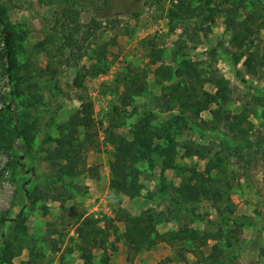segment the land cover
Here are the masks:
<instances>
[{
	"label": "rangeland",
	"instance_id": "374dc122",
	"mask_svg": "<svg viewBox=\"0 0 264 264\" xmlns=\"http://www.w3.org/2000/svg\"><path fill=\"white\" fill-rule=\"evenodd\" d=\"M178 1L197 10L171 30ZM118 2L0 0L14 65L9 80L0 25V264H264V0ZM69 14L94 29L76 63ZM186 62L221 93L208 110L161 94L156 69L167 85ZM136 129L160 147L131 164L111 140ZM123 214L164 242L128 247Z\"/></svg>",
	"mask_w": 264,
	"mask_h": 264
},
{
	"label": "trees",
	"instance_id": "16d2710c",
	"mask_svg": "<svg viewBox=\"0 0 264 264\" xmlns=\"http://www.w3.org/2000/svg\"><path fill=\"white\" fill-rule=\"evenodd\" d=\"M215 0H198L199 3L206 7H210ZM223 2H228V0H218ZM118 0H100V5L102 8H100V11H103L104 8L109 9H116L120 10V7L118 6ZM219 3V2H218ZM85 4H82L81 7H83ZM120 5V4H119ZM124 9V8H123ZM197 10V8H191L189 5L184 4L182 1H178L174 8L169 10L168 17H169V23L171 25V30H173L176 27V21L180 20L181 18L190 17L191 13L193 11ZM124 13H127L128 10L124 9L122 10ZM76 15V13H74ZM72 15L69 14V18L72 22H75V26L69 25L68 28V35H65V45L69 49V53L71 55V62L76 63L77 59H80L84 52H82V43L79 42L80 37L86 38V37H93V31L94 29L91 28L84 32H79L80 25L72 19ZM93 21V20H91ZM0 25L2 26V44L4 49V59H5V65L6 69L5 72L7 74V78L11 80L12 78V71L14 69L13 65V44H12V38H11V29L10 26L7 24H4V12L3 10H0ZM178 25V24H177ZM80 36L78 37V35ZM184 70L181 72L175 71V74L178 76V81L175 83L167 84L165 85V82L170 83L171 76L169 74V70L162 68H157L155 71L156 76L158 77V81L161 86V94L162 96L170 97L171 99H174V101L178 102L181 106L186 107L188 109H193L198 112H202L205 110H208V107L211 104H215L216 99L221 97V93L219 91L216 92L215 95L209 94L207 92L201 91L197 88V85L199 83L192 81V79H199L201 74L203 72H197V70L187 62L185 63ZM236 76L241 79L243 82V78L241 77L239 72H236ZM194 77V78H193ZM84 79V74L82 72H77L73 85L76 88H80L82 86V81ZM215 83V82H214ZM215 85V84H214ZM218 86V84H216ZM137 88L134 87H127L126 93L122 100L127 101L128 105L130 104V101L132 99L131 96L128 94L138 95L139 93H142L145 90V85L142 83H138L136 85ZM216 86V87H217ZM6 110L9 111L10 117L13 118V111L11 110V102L6 106ZM218 117V116H217ZM89 122H86L84 124V128H88ZM153 134L148 132L145 129H136L133 132V139L126 140L119 136H114L115 140H111V143L113 144V150L115 153V156L117 158L123 159L125 162L134 164L138 161L137 154L141 153V150H145L147 153L152 152L154 148H158L160 146L154 145L152 146V137ZM143 155V154H141ZM165 161V160H164ZM23 167V166H22ZM122 182H125V178H120ZM130 190L129 194H134L140 191V186L135 184L134 182H130V186L128 188ZM188 189V188H187ZM122 192L125 190L124 187H122ZM189 190V189H188ZM126 193L127 192H123ZM123 219H125V238L130 241L128 243V247L132 248L135 251H139L140 248L148 249L160 242H164L165 240V234L158 233L154 228H143L140 218H131L128 214H123ZM84 224L86 226L91 225V221H85ZM172 235L171 237L177 236V233L170 232ZM135 237V239H134ZM207 237V236H205ZM133 240V241H132ZM203 244V242H202Z\"/></svg>",
	"mask_w": 264,
	"mask_h": 264
}]
</instances>
